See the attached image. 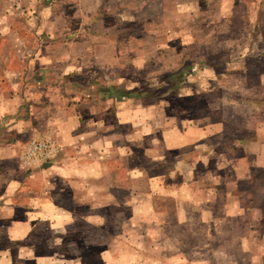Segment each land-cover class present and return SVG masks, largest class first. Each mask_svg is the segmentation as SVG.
I'll return each mask as SVG.
<instances>
[{
    "label": "crops",
    "instance_id": "0c3cea01",
    "mask_svg": "<svg viewBox=\"0 0 264 264\" xmlns=\"http://www.w3.org/2000/svg\"><path fill=\"white\" fill-rule=\"evenodd\" d=\"M97 1L106 29L75 48L105 80L34 55L0 82V264H264V0H163L201 19L165 33L153 0ZM168 63L154 100L131 87ZM46 139L57 156L21 167Z\"/></svg>",
    "mask_w": 264,
    "mask_h": 264
},
{
    "label": "rangeland",
    "instance_id": "374dc122",
    "mask_svg": "<svg viewBox=\"0 0 264 264\" xmlns=\"http://www.w3.org/2000/svg\"><path fill=\"white\" fill-rule=\"evenodd\" d=\"M97 5V0H0V82L6 75H10L20 69L24 70L25 64H28V61L34 58V55L35 57L44 55L51 61L53 59L56 65L57 63L61 65L62 71H70L68 75L73 81L89 84L91 81L105 80L108 76L106 73L108 72L107 66L105 64H91L90 60L83 61L79 53L80 49L76 51L75 48L76 43L88 40L90 35L93 36L92 33L96 34V31L106 29L96 25V22H94V19L97 18L93 9ZM109 5L106 3L105 7L107 8ZM165 10L166 13L162 9L161 3L153 0L148 5L147 18L158 17L162 13L171 17L173 12ZM213 14L209 22H213L215 16ZM181 15V13L178 16L176 15L177 23L179 24L194 23L192 20H197L196 24L201 23V19L198 17H191L188 20L184 17L180 19ZM50 18L52 21H48ZM47 21L49 23L46 24ZM29 23L40 27L35 33L30 32L25 29L26 24ZM43 27L46 28L43 30ZM210 37L213 39L214 34L212 33ZM20 40L28 41L29 43L19 48L13 46L14 42L18 43ZM120 50H122V47ZM176 65L168 63L161 65L160 68H156L154 65L150 66L149 69H146L145 81H143L142 74H139L138 68L131 65L129 70L131 72L130 85L131 87L137 86V77L140 76L139 80H141L142 87L144 86V89H146L148 98L154 100L157 94L161 92L160 89L156 88L161 83V80H159L160 74L162 71H170ZM124 67L121 63H117L114 65V72L110 68L114 81H119L118 78L120 76L118 75ZM80 72H83V74L80 75ZM76 73L79 76H76ZM62 84L64 85V82ZM51 86H46V93L51 91ZM172 99L174 98L169 97L167 99L168 104ZM186 104L187 101L179 102V106L186 107ZM195 108L196 106L193 105L192 109L194 110ZM169 113H172L170 109ZM198 116L199 111L190 114V117L196 118ZM259 176L264 186V177H262L261 171ZM260 209L262 210V216H264V201Z\"/></svg>",
    "mask_w": 264,
    "mask_h": 264
},
{
    "label": "built area",
    "instance_id": "2783aa9c",
    "mask_svg": "<svg viewBox=\"0 0 264 264\" xmlns=\"http://www.w3.org/2000/svg\"><path fill=\"white\" fill-rule=\"evenodd\" d=\"M58 153V149L51 139L44 141H30L20 158L21 167L30 168L51 162Z\"/></svg>",
    "mask_w": 264,
    "mask_h": 264
},
{
    "label": "trees",
    "instance_id": "16d2710c",
    "mask_svg": "<svg viewBox=\"0 0 264 264\" xmlns=\"http://www.w3.org/2000/svg\"><path fill=\"white\" fill-rule=\"evenodd\" d=\"M208 1H209V0H208ZM159 2L162 4V7H164V8L166 7L165 9H167V10L170 11V12H173L172 16H171V17H168V16H166V14H162V15L159 14L158 17H154V18L151 17L149 20H151V22H153V23H156V22H157L158 26H159V27L161 26V27L164 29V30H162L161 32H158V33L169 32V31H166V30L170 29V27H173V26H174V28H176L177 25H178V24H177V17H176V14H175L176 11H174V10H175V9L173 8L174 5L164 4L163 0H160ZM210 2H211V4H212V8L215 9L217 6L219 7V5H220L219 2H221V0H220V1H219V0H210ZM206 3H207V2L203 1V2L200 3V4H197V5H199V6H198L199 10H202L203 6H205ZM174 7H175V6H174ZM218 7H217V8H218ZM164 8H162V9H164ZM212 11H213V13H214L215 10L212 9ZM182 17L188 19L189 15H187V14H182L181 17H180V19H181ZM157 20H158V21H157ZM217 22H218V20H217V18L215 17V18L213 19V22H212L211 24L213 25L214 23H217ZM167 34H168V36H169L170 33H167ZM175 87H177V86H175ZM175 87H172V89H174Z\"/></svg>",
    "mask_w": 264,
    "mask_h": 264
}]
</instances>
